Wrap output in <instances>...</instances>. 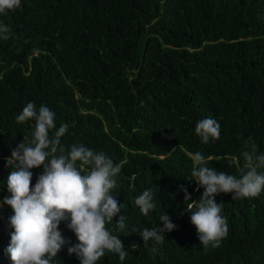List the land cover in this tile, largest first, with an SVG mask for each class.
<instances>
[{
	"label": "trees",
	"instance_id": "obj_1",
	"mask_svg": "<svg viewBox=\"0 0 264 264\" xmlns=\"http://www.w3.org/2000/svg\"><path fill=\"white\" fill-rule=\"evenodd\" d=\"M0 13L10 38H0V264H12L7 248L13 215L6 167L33 121L16 117L28 102L47 106L66 152L73 144L103 151L121 165L113 195L124 205L126 228L116 231L128 253L123 262L105 252L97 264H264V192L232 200L220 193L228 234L220 246L204 248L186 211L204 189L191 175L190 154L200 152L208 167L239 175L245 140L264 154V0H21ZM211 117L220 138L207 144L195 133ZM52 132H50V136ZM174 149V150H173ZM79 163V162H77ZM32 186L43 166L31 169ZM87 171V169H86ZM260 171H264L261 169ZM145 189L155 193L147 216L135 204ZM170 216L155 254L137 229L160 226ZM51 264H80L68 247Z\"/></svg>",
	"mask_w": 264,
	"mask_h": 264
},
{
	"label": "clouds",
	"instance_id": "obj_2",
	"mask_svg": "<svg viewBox=\"0 0 264 264\" xmlns=\"http://www.w3.org/2000/svg\"><path fill=\"white\" fill-rule=\"evenodd\" d=\"M21 7V0H0V13ZM0 38H10L9 27L2 23ZM27 121L34 122L30 138L23 137L11 150L5 165L12 169L7 177L10 196L2 202L13 210L8 223L14 231L7 248L12 264H51L62 247L70 243L60 231L62 222L70 230L69 237L77 238L78 242L67 251L70 255L75 253L80 264H97L105 252L118 254L123 262L128 255L125 246L120 236L107 228L118 215L116 231L123 232L126 228V216L120 214L124 205L112 194L118 187L121 165L103 151H94L83 144H73L66 152L61 138L68 125L61 124L57 129L55 114L47 106L37 109L33 102H28L16 117L18 124ZM220 128L216 119L207 117L196 123L195 133L207 144L210 139L220 138ZM244 144L247 150L241 152L243 167H237L239 175L208 167L209 161L200 152L190 154L191 175L197 190L204 191L199 199L193 200L183 185L179 190L184 192V202L190 201L186 211L191 213L190 221L205 249L219 247L228 234L227 218L221 215L223 205L215 199L218 194L233 193L235 200L264 192V171H260L264 169V154H258L251 137ZM41 166L43 171L32 186L31 169ZM154 197V192L145 189L135 199L143 215L156 208ZM159 220L163 227L137 229L146 248L152 242L153 254L157 245L164 242L165 232L176 228L166 212Z\"/></svg>",
	"mask_w": 264,
	"mask_h": 264
}]
</instances>
